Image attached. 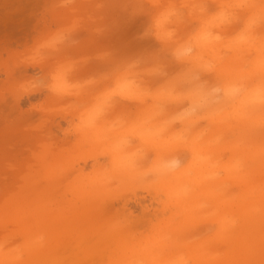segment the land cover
Instances as JSON below:
<instances>
[{"label": "clouds", "instance_id": "clouds-1", "mask_svg": "<svg viewBox=\"0 0 264 264\" xmlns=\"http://www.w3.org/2000/svg\"><path fill=\"white\" fill-rule=\"evenodd\" d=\"M137 22L140 46L124 52L112 37ZM19 54L32 71L16 89L70 106L66 133L106 161L112 182L146 183L165 213L206 219L226 235L242 222L261 228L264 0H49ZM126 81L135 96L105 101ZM105 230L120 241L106 264L216 259L182 231L161 242ZM45 241L38 234L29 246Z\"/></svg>", "mask_w": 264, "mask_h": 264}, {"label": "rangeland", "instance_id": "rangeland-1", "mask_svg": "<svg viewBox=\"0 0 264 264\" xmlns=\"http://www.w3.org/2000/svg\"><path fill=\"white\" fill-rule=\"evenodd\" d=\"M81 1L87 3V0ZM48 3L49 0H0V240L3 238L4 242L0 256L12 259L15 257L13 253L19 251L16 258L22 264H45L48 260H54L57 253L55 260L67 264L73 261L79 264H106L117 249L106 247L109 235H106L105 229H100L112 217L126 211L130 217L143 218L145 223H151L158 216L167 215L172 227L178 231L184 228L186 218L179 219L178 214L173 212L165 213L154 190L132 189L126 193V199L116 195L101 199L85 181L100 170L102 158L93 152L80 150L77 142L66 133L69 127L66 113L35 109L34 106L46 101L36 95H24L18 101L5 95L6 88L15 85L32 71L14 61L10 63V57L18 54L29 42L39 27ZM139 28L140 22L130 25L116 33L112 43L124 52L135 51L140 46L134 38ZM124 84L129 87V96H135L134 82L126 81ZM36 141L42 142L41 148H36ZM45 153L52 154L42 161ZM68 154L72 155L70 165L66 162L62 165ZM20 166H24L22 174L26 180L23 182L13 173V169ZM50 167L55 168L53 174H42L44 169ZM70 185L80 186L83 193L78 195L76 188ZM45 189H50L49 193L44 194ZM7 206L9 209H6ZM38 207H43L54 218L61 219L53 227L45 224L36 226L31 214H26L25 217L32 221L29 230H24L13 210H37ZM77 215H84L81 219L90 224L78 230L71 229L68 223L75 221ZM190 220L192 224L188 232L183 233V239L192 242L193 246H201L212 226L211 222L203 218ZM242 223L235 234L240 231ZM138 227L143 230L142 225ZM259 233L257 224L253 237L258 239ZM38 234L46 237L42 248L33 246L46 253V257L41 260H38L39 256L35 258L36 254L28 255L24 249ZM58 242L61 246L55 247ZM233 243L228 251L235 248ZM94 245L96 248L93 250ZM220 247L224 248L223 245ZM242 254L243 258H254L259 264L258 249L254 251L245 246ZM224 259L230 260L228 252Z\"/></svg>", "mask_w": 264, "mask_h": 264}, {"label": "snow or ice", "instance_id": "snow-or-ice-1", "mask_svg": "<svg viewBox=\"0 0 264 264\" xmlns=\"http://www.w3.org/2000/svg\"><path fill=\"white\" fill-rule=\"evenodd\" d=\"M12 61L19 65L21 61V55L19 53L13 54L10 57V63ZM115 94L130 95L127 85L119 84L117 89H115L112 93L105 97V101L109 100L111 96ZM5 95H10L14 97L17 101L24 96L23 93L19 92L16 89L15 85L11 86L10 88H6ZM34 107L37 110H70V106L66 108L65 106L55 104L51 100H46L42 102V104L36 105ZM79 148L82 151L91 152L90 148L86 144L80 145ZM64 160L67 164L70 165L72 155H66L64 157ZM101 163L103 165L104 163H106V161H102ZM85 182L101 199H107L112 195H116L121 197L122 199H126V193L132 189H145L148 191H153V188L146 183L140 184L136 182H124L122 184L117 185L112 182L107 175L104 174V172L102 171V167L94 176L86 178ZM137 194L139 195L140 193L137 192ZM262 217H264V209H262ZM107 224L115 228L125 229L128 235L132 238H135L136 235L158 234L161 237V242L169 241L171 239L172 232L175 231L167 215H165L164 217L158 216L151 223H145L143 218L130 217L125 211L120 215L112 217L107 222ZM139 225L143 226L142 231L138 227ZM211 225L212 226L208 231L207 237L203 240L201 244L202 248L216 253V259L211 261L210 264H256V261L254 259L225 260L224 257L227 255L232 237L235 233L232 235H226L225 229H223L222 227H217L215 224L212 223ZM165 228H167L168 231H165ZM106 235L109 234L106 232ZM220 245H223L224 248H221ZM250 247H252L254 251L258 249V253L260 256L259 264H264V223H262V226L260 228L258 240L253 239L250 243ZM58 264H67V262H58ZM72 264H79V262L73 261ZM113 264H124V262L114 259Z\"/></svg>", "mask_w": 264, "mask_h": 264}, {"label": "bare ground", "instance_id": "bare-ground-1", "mask_svg": "<svg viewBox=\"0 0 264 264\" xmlns=\"http://www.w3.org/2000/svg\"><path fill=\"white\" fill-rule=\"evenodd\" d=\"M81 3H84V2L81 1ZM127 88L129 89V87H127ZM35 144L37 146L36 147L37 149L41 148V146H42V142L36 141ZM51 154L52 153H45L43 158H42V161L44 160V158L48 159V157H51ZM57 164H61V163L57 162ZM57 164L55 163V165H57ZM65 164H66L65 161H63L62 165H65ZM23 168H24V166H20L18 168L13 169V173L18 175L17 178L21 179L22 182L26 180L25 176L22 174ZM54 169H55L54 167H50V169H48V170L44 169L42 171V174L51 175V174H53ZM70 186L75 187V185H70ZM75 188H76L75 190L78 192V195H81L83 193V190L80 188V186L75 187ZM49 191H50V189H45L44 194L49 193ZM6 209H9V207L7 206ZM23 209L24 210H21L20 208H19V210L15 209V210H13V212L16 215V218H18V220L20 222H22L21 225H22V227H24V230H25V228H26V230H29L30 224L32 221V220L25 217L26 214H31V217H33L35 220L34 222H35L36 226L45 224V225H48L49 227H53V226H56L57 222L61 219V218H59V219L54 218L52 215H50L49 213L44 211L43 207H38L37 210L25 209V208H23ZM81 212H83V211H81ZM84 217H85L84 215H80V216L77 215L75 221H71V223H68L71 226V229L78 230V229H81L84 226L90 224L89 221H84L83 219H81ZM191 224H192L191 220L189 218H186L184 220L185 226H184V228L181 229V231L183 233L188 232V230H189L188 228L190 227ZM256 226H257V224H254L251 222H243L242 223V227L240 228V231L238 233L234 234V236L232 237L233 240H231V242H234L233 244H234L235 248L233 247V248H231L232 250L228 251V257L230 260H245L246 259L245 257L243 258L242 249L245 246L250 247V243L253 239L258 240V239L253 237V235L255 234V231H256ZM103 229H105V227L101 226L100 230H103ZM100 230L98 232H101ZM83 237H85V236H79V238H83ZM58 243L59 244L55 245V247L61 246L60 242H58ZM87 244H89V243L87 242ZM29 245H30V243L26 244L25 248H24L25 251H27L28 255L29 254L30 255L36 254V255H34L35 258H37V256L40 257L38 260H41L42 257H46V255H45L46 253L44 251L38 250L33 246L30 247ZM119 245H120V241L109 235V241L107 242L106 247H113L115 249H118ZM3 246H4V242H3V238H1V240H0V253L3 251L2 250ZM102 246H104V245H102ZM102 246H100V247L102 248ZM95 248H96V246L94 245L93 250ZM12 249H14V248H12ZM58 253H59V251H58ZM18 254H19V251H16V253H13V255L15 257H13L12 259H10L7 256H4V257L0 256V264H11V263L12 264H22V262L16 258ZM57 257H58V255L56 253L53 258L56 259ZM257 257L260 258L259 253L257 254ZM55 259L54 260H48L45 264H58V262H60V260L59 259L55 260ZM36 264H38V263H36Z\"/></svg>", "mask_w": 264, "mask_h": 264}]
</instances>
